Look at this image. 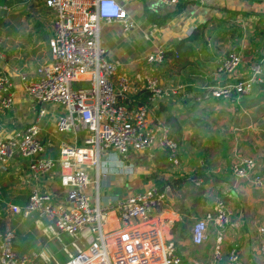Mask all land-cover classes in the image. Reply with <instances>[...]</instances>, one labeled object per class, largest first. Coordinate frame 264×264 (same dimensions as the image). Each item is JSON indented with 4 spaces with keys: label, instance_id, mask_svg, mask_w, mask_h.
<instances>
[{
    "label": "crops",
    "instance_id": "0c3cea01",
    "mask_svg": "<svg viewBox=\"0 0 264 264\" xmlns=\"http://www.w3.org/2000/svg\"><path fill=\"white\" fill-rule=\"evenodd\" d=\"M117 1L127 8L135 25L124 32L117 23L105 24L108 56L117 71L130 80L131 108L148 103L150 126L159 122L171 128L179 145L180 165L172 167L157 146L125 155L108 152L101 157L97 182L95 169L89 168L92 182L87 194L92 201L98 197L105 204L168 183L171 190L155 212L162 236L174 243L180 264H228L232 246L241 262L264 264L257 235L259 226H264V187L255 188L251 183L254 175L264 179V88L254 85L236 100L214 98L207 89L244 79L251 64L260 58L264 51V0L183 1L175 5H162L158 0ZM137 1L144 3L141 13L134 9ZM157 2L161 7H153ZM7 5L10 10L0 12V73L12 81L14 95L10 108L0 107V137L23 129L43 108V157L57 159L63 145L82 146L86 132H57L54 122L63 110L56 104L32 100L20 80L22 75L32 78L36 66L50 58L55 15L44 0H13ZM186 38L180 60L167 55L163 63L145 64L148 54L171 51ZM233 42L239 46L241 63L235 75L229 76L218 72V67ZM150 76H156L167 92L155 102H150L145 90ZM240 157L255 162L247 178L233 172ZM29 162L17 156L0 165V229L8 226L14 231L17 254L35 252L39 254L36 264H59L79 244L71 243L65 234L53 236L48 219L37 220L36 213L23 217L8 208L9 204L23 207L33 189L50 194L56 203L64 202L59 166L38 177L29 174ZM217 198L228 204L230 224L223 229L209 224L207 239L195 244L192 225L213 211ZM119 224L110 208L104 229L115 230ZM219 233L222 257L216 260L213 254Z\"/></svg>",
    "mask_w": 264,
    "mask_h": 264
},
{
    "label": "built area",
    "instance_id": "2783aa9c",
    "mask_svg": "<svg viewBox=\"0 0 264 264\" xmlns=\"http://www.w3.org/2000/svg\"><path fill=\"white\" fill-rule=\"evenodd\" d=\"M3 0L0 11L8 9ZM164 5L183 1L158 0ZM55 15L50 40V58L39 63L32 78L20 77L25 93L37 103L58 105L63 113L56 117L54 127L64 133L84 130L86 135L79 147L63 145L57 159L43 157L44 146L40 138L45 110L39 108L34 120L21 130L0 137V165L20 156L30 160L28 172L43 176L59 166V182L64 188V202L56 203L50 194L33 189L23 206L9 204L12 213L23 217L37 214V220L48 219L53 236L68 235L78 248L68 253L59 264H180L181 257L172 241L163 238L161 221L155 210L171 190L167 183L161 188L153 185L129 197L114 202L92 201L86 192L92 182L89 168L95 169L96 182L101 176V157L105 153L125 155L132 151H146L157 146L165 152L167 162L174 168L180 165L179 145L171 128L162 123L148 122L149 105L130 108L131 84L125 73L117 71L108 58L100 37L101 24L117 23L126 32L135 21L117 0H44ZM165 61L164 51L148 54L145 64L152 66ZM241 63L239 46L233 42L225 53L218 72L234 76ZM264 51L258 61L251 64L248 75L238 81L207 88L218 99H238L250 92L254 85L264 88ZM145 90L150 102L161 99L167 92L161 88L156 76L146 78ZM172 92L174 93L175 90ZM14 85L0 73V107L13 104ZM255 162L240 157L233 165L239 178L250 176ZM255 188L264 187L260 175L251 177ZM114 209L120 222L115 230L106 231L109 209ZM231 211L226 201L217 198L213 211L192 225V240L201 244L207 239L209 224L223 229L230 224ZM48 229V228H47ZM45 230V229H44ZM14 231L5 226L0 229V264H36L39 254L21 255L14 250ZM259 251L264 259V226L258 231ZM221 233L216 238L214 258L222 257ZM228 264L240 261L236 247L229 248Z\"/></svg>",
    "mask_w": 264,
    "mask_h": 264
},
{
    "label": "rangeland",
    "instance_id": "374dc122",
    "mask_svg": "<svg viewBox=\"0 0 264 264\" xmlns=\"http://www.w3.org/2000/svg\"><path fill=\"white\" fill-rule=\"evenodd\" d=\"M160 4H162L160 1H158ZM155 3V5L153 6V7H155V8H158V7H161V5L159 4V3ZM163 5V4H162ZM134 9H136V11L139 13H141V11L143 10V8H144V3H143V1H137L136 3H135V5H134ZM127 9V8H126ZM10 9H9V7H8V9L7 10H1L0 12H8ZM131 17V16H130ZM131 18H133V17H131ZM113 25V24H112ZM116 25V24H115ZM110 26V25H109ZM100 35H101V40H102V42H104V44H103V46L104 47H108V45H107V43L105 42V39H106V25L105 24H102L101 25V30H100ZM111 44L112 43H110V41H109V45L111 46ZM105 48V49H106ZM106 52H107V50H106ZM107 55H108V52H107ZM108 58H109V56H108ZM110 59V58H109ZM89 172H91L90 170H89ZM108 227V226H107Z\"/></svg>",
    "mask_w": 264,
    "mask_h": 264
},
{
    "label": "trees",
    "instance_id": "16d2710c",
    "mask_svg": "<svg viewBox=\"0 0 264 264\" xmlns=\"http://www.w3.org/2000/svg\"><path fill=\"white\" fill-rule=\"evenodd\" d=\"M0 3H3V0H0ZM157 18H158V17H157ZM166 18H167V17H163V18H161V19L163 20V19H166ZM188 40H189V38L183 39V40H181V41L177 44V46H176L175 49H173V50H171V51H165V52H164L165 59H166V57H167V55H168V56L174 58L176 61L180 60V57H181V54H182L181 49H183V50L186 49V45H185V43H186V41H188ZM130 108H131V105H130ZM198 177H200V176L198 175ZM198 177H194V178H198ZM157 186H158L159 188L162 187V185H159V184H157Z\"/></svg>",
    "mask_w": 264,
    "mask_h": 264
}]
</instances>
